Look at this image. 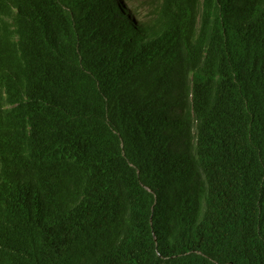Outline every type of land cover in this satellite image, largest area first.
<instances>
[{"label":"trees","instance_id":"obj_1","mask_svg":"<svg viewBox=\"0 0 264 264\" xmlns=\"http://www.w3.org/2000/svg\"><path fill=\"white\" fill-rule=\"evenodd\" d=\"M0 264H264V0H0Z\"/></svg>","mask_w":264,"mask_h":264},{"label":"rangeland","instance_id":"obj_2","mask_svg":"<svg viewBox=\"0 0 264 264\" xmlns=\"http://www.w3.org/2000/svg\"><path fill=\"white\" fill-rule=\"evenodd\" d=\"M139 1H141V5L144 6V5H147V3H151V1H153V0H139Z\"/></svg>","mask_w":264,"mask_h":264}]
</instances>
